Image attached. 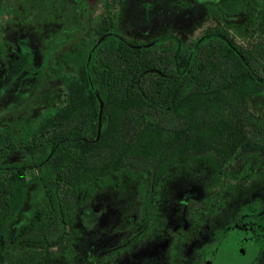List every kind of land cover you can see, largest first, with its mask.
Listing matches in <instances>:
<instances>
[{"label":"trees","instance_id":"trees-1","mask_svg":"<svg viewBox=\"0 0 264 264\" xmlns=\"http://www.w3.org/2000/svg\"><path fill=\"white\" fill-rule=\"evenodd\" d=\"M242 8L257 19L248 44L222 24L187 44L171 35L129 39L111 19L95 28L65 76V104L25 130L21 142L0 132V264H41L76 224L78 196L121 170L158 184L167 170L201 154L221 164L238 154L264 163V110L250 108L264 96V0ZM37 147L48 151L42 163L52 207L12 242L29 167L2 165L19 149Z\"/></svg>","mask_w":264,"mask_h":264},{"label":"rangeland","instance_id":"rangeland-1","mask_svg":"<svg viewBox=\"0 0 264 264\" xmlns=\"http://www.w3.org/2000/svg\"><path fill=\"white\" fill-rule=\"evenodd\" d=\"M260 1L0 0V132L10 133L21 142L25 130L65 104V76L74 71L80 50L95 37L93 32L102 20L113 16L115 30L129 39L149 42L171 35L185 44L196 40L209 26L222 24L239 42L248 44L257 19L242 6ZM250 108L262 112L264 96L252 98ZM47 153L43 147L21 148L2 165L3 171L20 164L29 167L30 183L24 205L12 223V242L47 210L44 183L50 170L42 163ZM156 189L151 190L147 174L131 169L93 183L81 197L77 223L70 230L66 249L51 248L41 264H102L101 251L106 246L134 242L126 229L129 225L123 235L116 236L121 223L136 213L151 231L160 233L166 228V212L175 205L174 219L189 211L186 232L192 231L190 246L201 235L206 238V229L210 231L214 220L225 212L256 196L264 197V169L254 155L238 154L220 166L214 155L201 154L169 170ZM194 204L212 213L200 220L194 215ZM85 211L89 215H83ZM198 221L202 233L192 228ZM170 235L175 241L176 233Z\"/></svg>","mask_w":264,"mask_h":264},{"label":"flooded vegetation","instance_id":"flooded-vegetation-1","mask_svg":"<svg viewBox=\"0 0 264 264\" xmlns=\"http://www.w3.org/2000/svg\"><path fill=\"white\" fill-rule=\"evenodd\" d=\"M110 19L113 23V16L102 20L101 23L107 24ZM45 59L42 67H45L47 60H49L48 57ZM256 159L258 161V166L264 169V163L261 161V158L256 157ZM217 164L222 166L226 163L221 164L217 160ZM169 170H167V172ZM149 179L151 190L156 191L162 179L158 184H154L150 177ZM83 194L84 195L78 196L77 199L79 204L78 215L80 205L83 202L81 197L86 195L85 193ZM200 202L201 201H195L194 203L199 204ZM176 203H178L177 199L174 204ZM50 207H52V205L47 201V210H49ZM194 207H196L193 211L196 212L194 215H197L200 220L212 213L207 207H198L195 206V204ZM242 208L247 209V212H239ZM47 210L42 213H46ZM176 210L175 205L174 207L171 206L166 212V228L160 233L151 231V229L148 228L147 222L140 220L136 213L133 214L132 218L126 219L117 227L116 231L118 233H116V236L123 235L125 226L129 225V228L126 229L132 234L134 242L132 244L111 243L101 251L104 257L100 259V262L102 264H264L263 196H256L253 200L245 202L239 208L227 213L225 212L224 216L216 218L213 228L210 231L206 229L208 232L206 238L204 235H201L200 239L191 243L190 246L188 239L192 231L189 233L186 232V228L189 226L187 218L189 211L187 212L185 210V214H180L179 218L174 219ZM89 213V211H85L83 215L87 216ZM132 226L133 228H131ZM73 227H68L65 230L67 233L65 237L66 242L69 239L70 230ZM192 228H196L197 231L199 230L198 233H202V225L199 221L197 225L194 227L192 226ZM168 230H170V234L176 233L175 237L173 236L175 241L172 240V236L168 233ZM66 242L62 247H60L59 244L53 247L64 251L66 249Z\"/></svg>","mask_w":264,"mask_h":264}]
</instances>
